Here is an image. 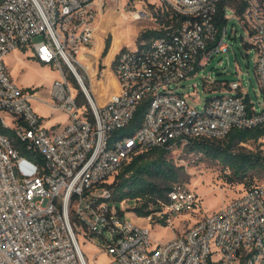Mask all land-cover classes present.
Returning <instances> with one entry per match:
<instances>
[{"label": "built area", "instance_id": "1", "mask_svg": "<svg viewBox=\"0 0 264 264\" xmlns=\"http://www.w3.org/2000/svg\"><path fill=\"white\" fill-rule=\"evenodd\" d=\"M165 1L186 19L150 43L121 47L108 68L117 88L102 101L94 82L106 69L92 74L78 53L96 38L103 0H0V264H89L80 235L97 248L94 259L107 256L104 264H264V180L208 215L200 214L196 190L176 182L168 202L136 215L147 223L113 198L109 184L139 152L183 150L194 140L264 125V0H245L241 15L231 5L225 10L228 19V10L239 18L255 50L263 100L249 104L240 79L205 77L220 93L200 109L190 100L197 90L177 88L210 56L230 49L227 24L220 31L215 21L221 0ZM29 45L35 58L59 70L51 93L70 115L62 127L45 125L31 102L35 90L17 85L8 69L6 55ZM144 98L140 128L116 134ZM165 215V224L157 220ZM180 216L188 221L180 232L153 237L155 224L172 226Z\"/></svg>", "mask_w": 264, "mask_h": 264}, {"label": "rangeland", "instance_id": "2", "mask_svg": "<svg viewBox=\"0 0 264 264\" xmlns=\"http://www.w3.org/2000/svg\"><path fill=\"white\" fill-rule=\"evenodd\" d=\"M103 8L101 9L97 20V34L94 42L90 45V50H95L97 41L104 39V43L108 36H111V47L107 55L97 56L99 51H94L92 54L89 51H81L78 57L83 61L90 59L93 64H97L99 71L106 69L103 80L95 81L94 86H97V92L102 96L107 95L108 92L114 91L117 88V81L108 68L111 62L108 59H113L114 55H110L115 39L125 32V37L119 41L118 46L124 47L138 45V36L141 31L159 27V21L156 18V13L161 8L164 11L171 9L165 0H103ZM139 11L146 12V16L142 18L133 17V13ZM229 19L227 22L228 34L226 40L231 43L228 51L217 52L210 56L204 66H200L198 73L181 82L178 92H190L197 90V95L190 100L199 109L202 108L208 97L215 96L220 93L219 90H214V84H208L205 77L210 81L240 79L245 93L260 105L263 100V93L259 85L258 77L255 71V50L246 46L243 42L242 36L245 35L244 28L239 18L228 10ZM237 32V35L235 34ZM43 35H36L33 38L32 44L43 39ZM121 42V43H120ZM104 50V48H103ZM85 54V57L81 55ZM112 56V57H110ZM6 63L11 73L12 78L22 88L31 87L35 90L32 97V105L37 108L46 118L47 127L57 126V128L65 125L69 119V113L60 109L58 106H53L56 99L53 97L52 85L54 79L57 78L59 70L51 64L39 62L33 56L31 45L27 48H18L12 50L6 55ZM91 72L93 69L90 68ZM76 90L80 92L76 81H72ZM197 84L198 87H194ZM94 96V95H93ZM12 123L13 117L8 118ZM242 150L249 152H260L264 155V137L257 141H250L242 143ZM175 162L181 169V181L194 188L200 198L201 207L200 214L208 215L212 211L219 209L227 201L233 197L238 196L244 191L242 183H229L225 180L226 173H230L229 169H224L219 162L210 160L199 152L189 151L188 147L181 150L179 148L173 151ZM254 182L264 180V170L258 171L254 174ZM142 201H134L126 199L123 203L124 208L128 211V215L136 220L138 223H147L148 221L143 217H137L131 211L134 206L140 205ZM184 217L173 218L172 226L155 224L152 229V235L155 239H169L175 232H180L188 225V221L184 222ZM79 240L83 250L86 253L89 264H104L107 261V256L101 254L97 259H94V254L97 250L84 236L80 235Z\"/></svg>", "mask_w": 264, "mask_h": 264}, {"label": "trees", "instance_id": "3", "mask_svg": "<svg viewBox=\"0 0 264 264\" xmlns=\"http://www.w3.org/2000/svg\"><path fill=\"white\" fill-rule=\"evenodd\" d=\"M228 5L235 7L236 13L241 15L246 2L245 0H221L219 2L215 21L220 31L228 22V18L225 17ZM160 10L162 11L156 13L159 27L141 31L138 36L139 46L163 36L167 33L166 27H176L186 19V16L172 8L167 11L162 8ZM111 42V36H108L102 52L103 56L107 55ZM243 42L249 46L244 39ZM246 101L251 104L249 94L246 96ZM148 104L149 99L144 98L129 125L116 130L115 133L133 134L139 129L144 121ZM5 131L12 133L9 129ZM262 137H264V125L233 128L223 139L194 140L187 147L189 151L199 152L206 158L222 164L224 169H229L230 173H226L225 180L229 183H242L245 190L258 183L253 181V177L256 172L264 170V155L260 152H246L242 150L241 144L257 141ZM175 147L155 146L135 154L125 162L115 175L113 182L109 184L116 203L126 199L142 201L140 205L133 207L132 212L137 216H146L158 210L162 201L168 202V191L174 183L181 181V169L172 154L177 149ZM39 161L43 163L41 156ZM167 217L168 215H165L157 220L165 224Z\"/></svg>", "mask_w": 264, "mask_h": 264}, {"label": "crops", "instance_id": "4", "mask_svg": "<svg viewBox=\"0 0 264 264\" xmlns=\"http://www.w3.org/2000/svg\"><path fill=\"white\" fill-rule=\"evenodd\" d=\"M97 46H95L96 47V49L94 50L95 52L96 51H99V53H98V55L97 56H100L101 54V52L103 51V48L105 47V43H104V39H100V40H98L97 41V44H96ZM120 48H121V46H119L118 48H117V46H116V48L115 47H113V51H112V53L110 54V55H116L117 53H118V51L120 50ZM81 51H84V52H86V51H89V52H91L92 50H90V47H85V48H83ZM112 56H110V57H112ZM110 60H112V58L111 59H108V61H110ZM39 61V60H38ZM39 62H41V61H39ZM59 76V74L57 75V77ZM56 79V78H55ZM95 94V96L99 99V100H102V101H104L105 100V98H106V96L108 95V93H107V95H105V96H102L100 93H94ZM249 94V93H248ZM53 106H58L56 103L54 104L53 103ZM33 107H34V105H33ZM60 109H62L63 110V108L61 107V106H58ZM34 109L41 115V116H43L44 117V123H45V125H47V120H46V118H45V116L37 109V108H35L34 107ZM53 127H57V126H53Z\"/></svg>", "mask_w": 264, "mask_h": 264}, {"label": "bare ground", "instance_id": "5", "mask_svg": "<svg viewBox=\"0 0 264 264\" xmlns=\"http://www.w3.org/2000/svg\"><path fill=\"white\" fill-rule=\"evenodd\" d=\"M133 17H135V18L138 17L137 12L133 13ZM125 35H126V34H125V32H124V33H122L121 36H119L117 39H115L114 43L116 44V46H118L119 41H121L122 38L125 37ZM99 39H101V37H100ZM120 43H121V42H120ZM94 48H95V46H94ZM91 53L94 54V50H92ZM111 53H112V52H111ZM81 56H82V57H85L86 55L82 53ZM85 63H86L90 68H92V66H93V69H95V70H92V71H93L92 74H95L96 71H97V64L94 65V64H93V61L91 62L89 58H88V60L85 61Z\"/></svg>", "mask_w": 264, "mask_h": 264}]
</instances>
